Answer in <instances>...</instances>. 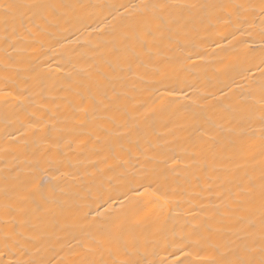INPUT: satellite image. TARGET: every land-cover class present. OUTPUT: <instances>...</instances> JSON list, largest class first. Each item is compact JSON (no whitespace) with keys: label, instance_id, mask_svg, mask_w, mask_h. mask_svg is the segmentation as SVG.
Instances as JSON below:
<instances>
[{"label":"bare ground","instance_id":"bare-ground-1","mask_svg":"<svg viewBox=\"0 0 264 264\" xmlns=\"http://www.w3.org/2000/svg\"><path fill=\"white\" fill-rule=\"evenodd\" d=\"M262 237L261 0H0V264H232Z\"/></svg>","mask_w":264,"mask_h":264},{"label":"snow or ice","instance_id":"snow-or-ice-1","mask_svg":"<svg viewBox=\"0 0 264 264\" xmlns=\"http://www.w3.org/2000/svg\"><path fill=\"white\" fill-rule=\"evenodd\" d=\"M261 4L262 6H264V0H261ZM259 254V260H256L255 258H242L232 262V264H264V237H262V243L259 248Z\"/></svg>","mask_w":264,"mask_h":264}]
</instances>
